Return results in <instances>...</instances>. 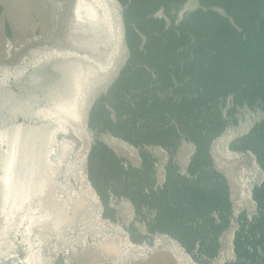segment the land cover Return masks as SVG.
Instances as JSON below:
<instances>
[{
	"label": "water",
	"instance_id": "water-1",
	"mask_svg": "<svg viewBox=\"0 0 264 264\" xmlns=\"http://www.w3.org/2000/svg\"><path fill=\"white\" fill-rule=\"evenodd\" d=\"M0 264H264V0H0Z\"/></svg>",
	"mask_w": 264,
	"mask_h": 264
}]
</instances>
